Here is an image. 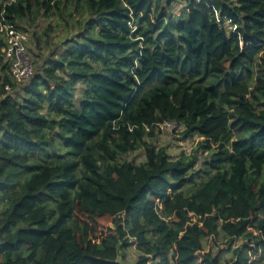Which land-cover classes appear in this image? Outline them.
Masks as SVG:
<instances>
[{"label":"trees","instance_id":"trees-1","mask_svg":"<svg viewBox=\"0 0 264 264\" xmlns=\"http://www.w3.org/2000/svg\"><path fill=\"white\" fill-rule=\"evenodd\" d=\"M56 15L25 83L0 33V264H264V0H0L24 34Z\"/></svg>","mask_w":264,"mask_h":264},{"label":"rangeland","instance_id":"rangeland-1","mask_svg":"<svg viewBox=\"0 0 264 264\" xmlns=\"http://www.w3.org/2000/svg\"><path fill=\"white\" fill-rule=\"evenodd\" d=\"M70 8V7H68ZM67 8V9H68ZM66 10H63L62 16L65 20H75L77 18V14H72V16H68V12ZM73 10V9H72ZM85 13L82 15V17H85ZM60 18L58 15L50 18H47L46 21H40L38 27L36 28H28L27 33V46H28V50L32 56V51L34 50V46L33 44V39L30 36V33L34 30L35 32H37L39 35L42 34L43 29L48 27V24L53 23L54 27L56 30L53 29V33L50 35L53 36L55 31H59V29H57L56 24H57V19ZM59 20V19H58ZM64 23H60V31L62 32ZM35 65V63H34ZM182 131L183 129L181 127H179L178 125H167L164 127H160V137H158V143L161 146L166 147L169 150V153L173 156L179 154L180 152L184 151L185 154H191L193 152H195L198 148V144L201 141L200 138L193 136L191 138H188L186 140H184V138L182 137ZM199 154H201V152H198ZM133 156H135L137 158V160L141 159V154L137 153L135 155H131L129 156V158H132ZM205 155H202L201 157H205ZM192 215V214H191ZM190 215V216H191ZM125 214L122 215V218H124ZM195 222V220H193ZM114 224H113V219L109 218V217H100V218H96L95 219V223H94V228L96 229V235L100 236L101 234H109L113 229H114ZM136 243H134V241H132V247L126 249L124 251V255H125V264H136L137 258H138V253L135 250L136 247ZM227 246L228 243L221 238H213L210 237L208 240H206L204 242L203 245V250L199 253H197V259L201 260L202 256L208 252H212V254L214 253H218L219 251H223V255L225 253V251H227ZM224 261V259H223ZM221 261V262H223ZM149 263L151 264V258L149 259Z\"/></svg>","mask_w":264,"mask_h":264},{"label":"built area","instance_id":"built-area-1","mask_svg":"<svg viewBox=\"0 0 264 264\" xmlns=\"http://www.w3.org/2000/svg\"><path fill=\"white\" fill-rule=\"evenodd\" d=\"M0 33L6 43L4 59L9 64L11 77L16 83L29 81L34 74V63L27 46V34L19 31L12 22L3 23L0 27ZM167 125L176 124L167 122L161 127Z\"/></svg>","mask_w":264,"mask_h":264},{"label":"crops","instance_id":"crops-1","mask_svg":"<svg viewBox=\"0 0 264 264\" xmlns=\"http://www.w3.org/2000/svg\"><path fill=\"white\" fill-rule=\"evenodd\" d=\"M65 33L61 32L60 33H57V32H54L53 36L56 37V38H59L60 36H64ZM67 35V33H66Z\"/></svg>","mask_w":264,"mask_h":264}]
</instances>
